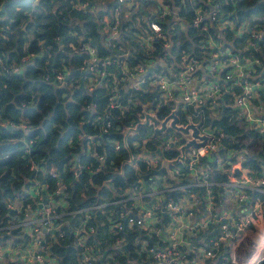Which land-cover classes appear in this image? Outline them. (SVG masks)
<instances>
[{"label": "trees", "instance_id": "16d2710c", "mask_svg": "<svg viewBox=\"0 0 264 264\" xmlns=\"http://www.w3.org/2000/svg\"><path fill=\"white\" fill-rule=\"evenodd\" d=\"M162 2L168 5L169 15L161 17V6H156L152 13L146 12L148 0H142L139 14L145 17L143 31L149 30L148 22H156L168 36L170 48L166 51L160 40H154L150 48L144 46L134 35L133 19L126 20L120 6H100L92 11L87 7L89 0H0V8L4 6L0 13V244L10 239L15 245L22 246L29 240V235L22 232L19 224L27 221L24 219L27 206L32 208L31 211L39 206L38 200L27 193L31 179L44 182L50 191L57 181L65 186L66 208H57L62 215L61 228L54 233H42L41 239L48 255L58 264H86L80 260L81 248L74 243V231L82 225L85 214H89L84 227L85 242L96 246L101 253L99 258H93L87 264H104L108 256L117 264H154L148 249L164 248L166 244L159 236L141 232L136 227L110 231L107 222L109 214L119 216L123 213V208L114 201L126 188H132L144 175H149L147 184H151L152 168L148 169L140 160L130 162V157L148 151L151 158L162 162L154 168L158 176L167 175L172 168L186 171L180 163L162 165L163 161L178 155L175 148L166 150L163 146V138L175 132L172 129L159 132L152 130L151 124H140L148 104L155 110L158 120L168 116L176 106L181 124L193 121L204 127L219 128L223 137L215 157L231 162L235 154H240L244 167L262 174L264 134L245 122L237 110L221 108L219 117L212 119L206 106L194 108L159 103L157 92L148 91L146 86L130 89L129 81H121L127 75L120 73L119 61L124 60L128 69H133L138 64L162 60L173 72H178L181 56L202 59L209 53L206 39L211 37L233 54L258 59L260 65H254L248 73L255 80H263L264 35L254 41L247 31L236 34V29L245 25L249 31L264 34V0H209L210 4H207L208 0H196L194 4L189 0ZM212 5L218 6L217 18H228L234 24L233 30L228 27L217 30V22L209 21L205 22L207 33H200L191 26L194 10ZM116 9L119 36L111 40L108 39L109 27L115 22ZM176 18L177 22L172 23ZM86 44L95 49L100 60L117 61L103 68L107 76L100 79L103 84L110 83L111 76L115 77V108L109 107V91L103 85L91 90L86 88L89 74L80 70L86 59L83 51ZM123 54H127L126 58ZM96 66L102 69L100 63ZM225 71L221 72V78ZM59 73L64 74V87L56 85ZM228 84L232 86L231 81ZM233 90L234 94L239 93L238 88ZM230 98L231 95L223 96L228 103ZM254 103L264 105L263 91H259ZM107 123L109 127L103 131ZM138 124V130L126 134L127 127ZM85 136L92 137L97 145L87 148ZM244 140L248 142L244 143ZM115 142L120 144L119 150L114 149ZM251 146L256 150L250 151ZM157 148H160L159 155ZM229 151L234 155L230 156ZM93 153L104 157L100 171H96L100 163ZM207 161L208 158H202V162L207 163L209 181L214 183V200L218 206L222 203L220 184L227 182V176ZM71 166L76 168L71 170ZM52 169L57 176L55 179L49 176ZM246 193L250 198L262 201L264 215V195L253 190H246ZM58 196L55 195L54 200ZM12 202H17L20 209L10 208L8 205ZM124 206L131 207V202ZM162 222L166 224L168 220L164 217ZM87 226H93L95 232H87ZM59 233L62 236L59 237ZM199 237L204 239L205 247H209L211 230ZM119 239L122 242L117 246ZM136 239L147 243L146 250L135 243ZM197 239H191L192 246H198ZM186 250L182 248V251ZM195 255L194 250L188 252L190 257ZM227 256L222 248L216 257L205 260L204 264H223L228 260ZM257 264H264V258Z\"/></svg>", "mask_w": 264, "mask_h": 264}, {"label": "built area", "instance_id": "2783aa9c", "mask_svg": "<svg viewBox=\"0 0 264 264\" xmlns=\"http://www.w3.org/2000/svg\"><path fill=\"white\" fill-rule=\"evenodd\" d=\"M127 1L130 0H118V5ZM189 1L194 4L196 0ZM207 4H210L209 0ZM84 5L78 4L77 6ZM205 7L206 9L198 7L194 10L191 26L196 31L207 33L208 26L205 23L207 21L217 22V30L225 27L234 29V24L228 18L223 20L217 18L218 6ZM169 14L168 6H161V17ZM114 16L115 22L109 27L108 39L111 40L119 36L117 9L114 11ZM175 20L172 23L175 24L177 18ZM147 25L149 30L143 31L145 38L141 40L142 44L150 48L154 40H160L165 51L169 49V38L161 27L156 22H148ZM246 31L250 39L254 41L260 40L264 35L262 32L245 29V25L236 29V34ZM206 44L209 53L204 54L202 59L188 55L181 56L178 72H173L162 60L138 64L133 69H128L125 61L120 60L119 71L127 75L121 81H129L127 86L130 89L139 90L146 86L148 91L157 92L159 103L168 105L174 103L194 108L206 106L212 119L219 117L221 108H232L237 110L242 119L252 128L260 134H264V105L254 103V100L259 97V91L264 92V79L255 80L248 73L251 67L260 65L259 60L233 54L211 37L206 39ZM250 44L253 45V43ZM83 51L86 54V59L80 70L89 74L86 88L91 90L98 85H103L109 91V107L115 108L117 106L115 77L111 76L110 83L103 84L100 79L107 76L103 68L117 63L116 59L100 60L95 49L89 44L83 46ZM122 56L126 58L127 54ZM97 63H100L102 69L96 66ZM223 70L226 71L224 77L221 78L220 74ZM249 79L255 80V82L252 83ZM229 81L232 86H229ZM56 85L64 87V74L56 75ZM235 88L239 89L238 94H234L233 89ZM224 95H231L229 103L223 100ZM147 106L140 124L146 121V114L156 119L155 110L150 109V104ZM96 120L98 121L99 118ZM156 120L157 125H154L148 119V124L153 125L154 130L164 132L167 129H172L175 132V134L163 138L164 148L168 150L173 147L178 152V157L174 158V162L173 159L172 161L166 160L162 165L169 166L180 163L185 166L186 171L182 172L178 168H172L168 170L167 175L151 177V184L145 185L142 179L138 180L132 188H126L119 195L118 200L114 201V204L123 208V213L119 216L111 213L107 218L110 231L119 232L124 228L136 227L141 232L159 236L166 244L164 248L148 249L154 264H204L205 260L216 257L222 248L225 250V257L227 254L231 256L236 242L243 240L246 234H254L256 230L260 231L264 228L262 201L258 198H250L246 193V190H253L264 195V170L261 175H258L255 170L244 167L242 165L243 156L234 155L233 151H229L228 154L234 155V161L229 162L222 157H215L214 154L219 150V142L223 137L220 129L204 127L199 122L193 121L181 124L176 113V106L168 116ZM174 120H177V123L176 127L172 128L171 124ZM163 123L166 125L164 130H162ZM108 127L107 123L103 131H106ZM136 128L137 126L127 127L126 134L134 132ZM180 128H187V131L184 132ZM84 139L87 141V148L92 144L97 145L90 136H85ZM192 142L199 146L195 147ZM247 142L244 140V143ZM114 149H120L118 142L114 143ZM93 156L100 163L96 171H100L104 157L96 153H93ZM202 158H208L209 164L215 165L220 173L227 176V182L220 184L219 196L222 197V203L218 206L214 200V183L209 181L207 163L202 162ZM129 160L130 162L140 160L146 164L148 169L152 168V170L162 163L157 162V159L151 158L146 153L139 154L135 158L130 157ZM75 168L76 166H71V170ZM39 170L43 171L41 168ZM49 176L54 179L57 177L54 169L49 172ZM156 180H160V187ZM193 189H197V191H193ZM64 191L65 186L57 181L54 189L50 191L49 186L44 182L31 179L27 193L30 198L38 200L39 206L34 211H31L32 208L27 206V214L24 218L27 221H22L19 224L22 227V232L29 235V240L22 246L15 245L10 239L5 244H0V264H58L56 259L48 255L41 236L42 233L60 231L62 215L57 212V208H66L63 198ZM170 194L173 195L168 197ZM55 195L59 196L54 200ZM60 195L62 196L60 197ZM44 199L45 203H43ZM128 202H131V207L124 206V203ZM8 206L14 210L20 209L12 204ZM164 217L168 220L166 224L162 222ZM88 219L89 214H85L82 225L74 231V243L81 248L80 260L86 264L93 258L101 256L96 246L88 245L85 242L84 232L86 229L84 227ZM209 230H211V237L208 240L209 247H205L207 245L204 239L199 237V234L207 233ZM87 232L94 233L95 228L87 226ZM58 236L60 237L62 234L59 233ZM194 237H198V246L191 244V239ZM135 241L146 250V242L140 239ZM121 242L122 240L119 239L116 245L119 246ZM2 245L8 246L9 252H6ZM182 248L187 250L184 252ZM192 250L196 255L190 257L188 252L190 253ZM104 264L117 263L111 256H108Z\"/></svg>", "mask_w": 264, "mask_h": 264}, {"label": "crops", "instance_id": "0c3cea01", "mask_svg": "<svg viewBox=\"0 0 264 264\" xmlns=\"http://www.w3.org/2000/svg\"><path fill=\"white\" fill-rule=\"evenodd\" d=\"M112 0H104L101 4L99 0H89L91 10L92 5H97L96 7L100 9V6H107ZM145 0H143L144 2ZM150 4L157 6H168L163 4V0H148ZM107 30L108 28L105 27ZM178 157V156H177ZM176 159V157H175ZM173 159V162L175 161ZM172 161V159L170 160ZM232 257V258H230ZM264 257V228L260 231L256 230V233H248L245 235L244 239L236 242L235 249L231 256H228V260L223 264H257Z\"/></svg>", "mask_w": 264, "mask_h": 264}, {"label": "rangeland", "instance_id": "374dc122", "mask_svg": "<svg viewBox=\"0 0 264 264\" xmlns=\"http://www.w3.org/2000/svg\"><path fill=\"white\" fill-rule=\"evenodd\" d=\"M104 2V0H99V3L98 4H101ZM97 5H92V8L94 10H96V7ZM120 6L119 9L121 11L124 12L123 16L126 20H130L131 18L133 19V25L135 26V31H134V35L136 36V38H138L139 40H144L145 36H144V33H143V30L141 29L143 27V23H144V16L143 15H140L139 13L141 12V6L142 5V0H130V1H127L123 4H120L118 5ZM157 5H152L150 3H147V5H145V10L146 12L148 13H152L154 12V9ZM151 113V112H149ZM153 114V113H151ZM153 130V128H152ZM250 151H255L256 150V147L254 146H251L249 147ZM12 205L13 206H16L18 207L17 205V202H12ZM9 240V239H8ZM2 247L5 249L6 252H9V247L7 246H3ZM143 249V247H142Z\"/></svg>", "mask_w": 264, "mask_h": 264}, {"label": "water", "instance_id": "95a60500", "mask_svg": "<svg viewBox=\"0 0 264 264\" xmlns=\"http://www.w3.org/2000/svg\"><path fill=\"white\" fill-rule=\"evenodd\" d=\"M107 6H112V7L118 6V0H112L111 2L108 3ZM87 7L89 8V7H90V4H88ZM3 10H4V6L2 5L1 8H0V13H1ZM148 72H150V70H148ZM145 118H146V121H144V123H142L143 126H147V125H148V119H150V120L154 123V125H157V120H156L154 117L149 116L148 114H146ZM176 123H177V120H174V121L172 122V124H171V127H172V128H175V127H176ZM139 127H140V125L137 126L136 130H138ZM165 128H166V125L163 123V124H162V130H164ZM180 130L186 132V131H187V128H185V129L180 128ZM192 144H193L195 147H198V146H199V144H195L194 142H192ZM187 146H188V145H187ZM187 146H186V147H187ZM145 153L148 154V151H146ZM156 153H157L158 155L160 154V148H157V149H156ZM152 155H154V153H152ZM155 173H156V171H155V170H152V171L150 172V175H153V176H154ZM148 176H149V175H144V176H143V180L146 182L145 185L147 184ZM154 178H155V176H154ZM156 182H157V184H159V187H160V180H156ZM43 194H44V192H43ZM172 195H173V194H170L168 197H171ZM45 202H46V200L44 199V200H43V203H45Z\"/></svg>", "mask_w": 264, "mask_h": 264}]
</instances>
